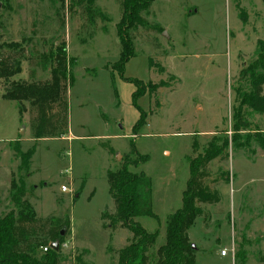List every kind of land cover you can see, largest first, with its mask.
<instances>
[{
  "label": "rangeland",
  "instance_id": "rangeland-1",
  "mask_svg": "<svg viewBox=\"0 0 264 264\" xmlns=\"http://www.w3.org/2000/svg\"><path fill=\"white\" fill-rule=\"evenodd\" d=\"M94 4L106 20L89 22L84 6L70 10L69 0H0V58L21 64L10 79L48 81L50 67L43 68L39 56L60 42L72 75L65 133L37 139L28 102L20 115L17 101L2 98L6 82L0 78V215L14 209L13 179L25 187L37 217L68 220L61 230L65 264L77 256L89 264H116V249L132 235L101 221L102 212L114 210L107 171L126 160L150 178L156 218L135 220L158 231V247L167 216L181 206L193 142L196 155L219 135L228 142L224 158L207 167L218 200L201 204L202 214L187 231L195 262L264 264V115L241 106L247 86L241 71L256 57L257 40H264V0H154L143 13L147 25L130 30L133 56L122 75L113 69L121 50L119 3ZM240 108L235 133L233 112L237 116ZM140 113L143 125L133 130ZM14 141L21 152L34 148L21 169ZM144 154L148 159L141 162Z\"/></svg>",
  "mask_w": 264,
  "mask_h": 264
},
{
  "label": "trees",
  "instance_id": "trees-1",
  "mask_svg": "<svg viewBox=\"0 0 264 264\" xmlns=\"http://www.w3.org/2000/svg\"><path fill=\"white\" fill-rule=\"evenodd\" d=\"M120 7V18L116 24V33L121 50L114 70L122 75L124 65L133 56V36L130 30L147 25L143 13H147L154 0H117ZM83 5L86 18L93 22L96 17L107 19L94 4V0H69V9ZM74 6V8H73ZM3 45L12 49L20 47L19 42H5ZM40 59L50 67V79L44 82L10 79L20 73V60L9 57L0 58V78L6 84L2 98L18 102V113L25 110L24 102L29 105V125L32 136L37 138L65 133L67 129L66 89L72 83L69 72L70 59L63 42L40 54ZM245 77L246 89L241 94V106L264 115V40L258 39L256 57L241 71ZM135 94V92H133ZM131 95L134 105V95ZM139 111V109H138ZM241 108L233 112L235 133L241 127ZM142 115L133 125V130L143 125ZM141 123V124H140ZM235 137V136H234ZM13 149L20 156L19 169L30 161L34 148L21 152L18 142L14 141ZM228 146L227 138L213 135L206 142L203 150L196 155L194 142L192 153L188 156L189 178L182 191L181 206L166 218L164 243L156 247L158 231L146 230L138 221V216L156 218L151 210V180L143 172H135L130 166L135 164L122 160L119 168L106 173L108 193L113 201L114 210L101 213V221L107 220L104 227L113 230L124 227L131 233V238L123 247L116 249V264H196V248L188 237V229L197 216L202 214L201 204L214 203L217 193L207 181L208 164L216 157L224 158ZM133 151L137 154L135 148ZM141 162L148 156L141 155ZM11 202L14 209L0 215V264H65L61 254L63 236L61 230L68 226V220L40 218L26 198L23 185L16 186L11 181ZM58 243V249L50 247ZM46 247V251L42 250ZM113 251L112 248H109ZM68 264H89L80 256Z\"/></svg>",
  "mask_w": 264,
  "mask_h": 264
},
{
  "label": "built area",
  "instance_id": "built-area-1",
  "mask_svg": "<svg viewBox=\"0 0 264 264\" xmlns=\"http://www.w3.org/2000/svg\"><path fill=\"white\" fill-rule=\"evenodd\" d=\"M67 190H68L67 187H65V186H61V191H67ZM46 249H47L46 247H42V250H43V251H46ZM230 251L233 252V248H231ZM227 252H228V251L226 250V248H223L222 250H220V254H221V255H226Z\"/></svg>",
  "mask_w": 264,
  "mask_h": 264
},
{
  "label": "water",
  "instance_id": "water-1",
  "mask_svg": "<svg viewBox=\"0 0 264 264\" xmlns=\"http://www.w3.org/2000/svg\"><path fill=\"white\" fill-rule=\"evenodd\" d=\"M165 33H163L164 35ZM63 234V231H61V235ZM50 247L54 250L58 249V243L57 242H53L50 244ZM192 247H195L194 244H192Z\"/></svg>",
  "mask_w": 264,
  "mask_h": 264
}]
</instances>
